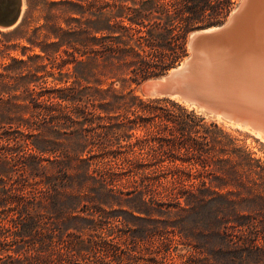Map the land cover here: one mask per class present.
Wrapping results in <instances>:
<instances>
[{
  "label": "trees",
  "instance_id": "1",
  "mask_svg": "<svg viewBox=\"0 0 264 264\" xmlns=\"http://www.w3.org/2000/svg\"><path fill=\"white\" fill-rule=\"evenodd\" d=\"M83 1L28 0L8 32L27 44L0 62V264H264L260 165L132 88L234 0ZM116 212L181 224L137 234Z\"/></svg>",
  "mask_w": 264,
  "mask_h": 264
},
{
  "label": "bare ground",
  "instance_id": "2",
  "mask_svg": "<svg viewBox=\"0 0 264 264\" xmlns=\"http://www.w3.org/2000/svg\"><path fill=\"white\" fill-rule=\"evenodd\" d=\"M24 8L23 0V11ZM198 33L208 35L195 42L201 58L208 65L207 74L214 73L222 78L221 85L224 84L223 88L235 100L239 103L242 101L246 108L255 110L264 119V0H241L240 6L226 24ZM214 56L227 64L228 72L217 73L211 68ZM217 115L219 118L225 117L222 113ZM233 121L239 126L245 123L243 120ZM253 127L259 138L264 140V128L258 124Z\"/></svg>",
  "mask_w": 264,
  "mask_h": 264
},
{
  "label": "water",
  "instance_id": "3",
  "mask_svg": "<svg viewBox=\"0 0 264 264\" xmlns=\"http://www.w3.org/2000/svg\"><path fill=\"white\" fill-rule=\"evenodd\" d=\"M22 5L23 0H0L1 29L14 28L21 22L23 17ZM207 36L206 34L194 35L193 33L190 36L191 54L189 58L182 65L173 68L168 74L142 82L140 85L141 93L147 97L179 96L184 100L203 106L209 112L222 113L228 119L243 120L252 126L258 124L264 128L263 117H260L255 110L246 108V104L243 105L242 101L239 103L238 100H235L230 92L223 88L224 84L221 85L222 78L214 73L207 74L208 65L201 58L200 49L195 46L196 41ZM214 58L215 61L211 68L217 73L228 72L227 64H223V61H220L217 56Z\"/></svg>",
  "mask_w": 264,
  "mask_h": 264
},
{
  "label": "rangeland",
  "instance_id": "4",
  "mask_svg": "<svg viewBox=\"0 0 264 264\" xmlns=\"http://www.w3.org/2000/svg\"><path fill=\"white\" fill-rule=\"evenodd\" d=\"M74 1L80 2V0H74ZM90 1H92V0H84L82 2V4L85 5V8L87 7L86 2H90ZM24 2H25V8L23 11L22 19L27 15V11H28V0H24ZM240 4H241V0H234V4L232 6V9H231L229 16L230 15L232 16L236 12V10L240 6ZM71 9L79 10V7L72 6ZM92 12H93L92 10L87 11L86 16L83 18H81V15H78V14H76V15L78 17H80L83 21H87V24L90 25V21L93 19ZM35 15L38 16L37 13H35ZM229 16L227 17V19L223 23H221L219 25H214V26H210V27H206V28H199V29H195V30L191 31L188 35V43H187L188 55L185 56L180 61V63L176 64L175 66L171 67L170 69L166 70L165 72H163L159 75L150 76V77L142 80L139 84L134 83L132 85V88L135 90V93L140 95L141 97L147 98V96H144L140 91L141 83L147 79L157 78V77H161L165 74H168L173 68L178 67L179 65H182L189 58V56L191 54L190 36L193 33L194 34L198 33L201 30L203 31L204 29L208 30V29L218 28L220 26H223V24L227 20L230 19ZM43 22L44 21L42 19L39 22L34 21L32 24L33 25L32 27H36ZM61 25L64 28H67V25H66V23H64V21L61 22ZM14 28H10V29H1L0 28V49H4V44H7L10 46V49L5 54L0 55V62L1 63H8L11 61V59L13 57H17V58L24 57L23 46H25L27 43L25 41H21L20 39H17L15 37V35L8 34V32H11ZM1 32L4 34H2ZM38 53H40V50L37 48L35 50H31V49L27 50V54H29V55L38 54ZM55 78H58V75H56L55 77L49 76L48 80L51 83H54V82L58 81V80H55ZM171 98L176 99L177 101L182 103L188 110V112H184L183 110H177V112L179 111L178 114L183 115V117H186V118L191 117L197 123H199V125L197 126L198 127L197 129L199 130V134H201V135L204 134L206 129L209 128L213 132V134L218 135L219 138H221L222 140L224 139V141L228 145V148L236 149L239 151V153L247 156V158L248 157L252 158L253 163L257 161V165H260L259 167L257 166V169L262 171V174H264V140L262 138L261 139L259 138L260 136L257 135L258 133L252 125L244 123V124H241L239 126V124L234 122L233 120H230V119L225 118V117L219 118V116L217 114L209 112L208 110H206L205 108H202L201 106H199L195 102L184 100L181 97H179V98L171 97ZM190 110H194L195 116H188L189 115L188 113ZM213 123H216L218 125V127H216ZM242 127H244L245 130ZM252 132H254V133L252 134ZM254 164H256V163H254ZM126 197L132 198V200L134 199L133 195H130V196L128 195ZM167 209L168 208L165 207V210H167ZM127 210L130 211L129 208H127ZM116 213L118 215H120V219L125 221V223H127L137 234H142L143 230H145L149 226H155L157 223L160 224L161 226H164L166 224H169L172 226H177V225L181 224V222H164V220H162L161 222H153V221L148 220L146 218H144V219L135 218L130 213H121V212H116ZM136 215H138V214L136 213ZM154 217L165 219L168 217V214L163 213L159 209L158 212L156 211ZM189 217L194 218L195 214L192 213V214H190ZM206 223L207 222H188L189 225H194V224L203 225ZM175 231L178 232L180 230L177 229ZM176 237L178 238V235H176Z\"/></svg>",
  "mask_w": 264,
  "mask_h": 264
}]
</instances>
